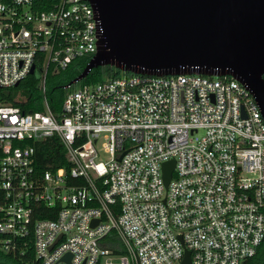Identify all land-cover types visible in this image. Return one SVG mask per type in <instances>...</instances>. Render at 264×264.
<instances>
[{"label": "built area", "instance_id": "1", "mask_svg": "<svg viewBox=\"0 0 264 264\" xmlns=\"http://www.w3.org/2000/svg\"><path fill=\"white\" fill-rule=\"evenodd\" d=\"M33 2L0 0V88L35 74L41 93L30 109L0 93V250L39 264H245L264 241L252 90L230 75H76L54 108L48 80L90 60L103 26L89 0ZM50 137L68 165L39 167Z\"/></svg>", "mask_w": 264, "mask_h": 264}, {"label": "water", "instance_id": "2", "mask_svg": "<svg viewBox=\"0 0 264 264\" xmlns=\"http://www.w3.org/2000/svg\"><path fill=\"white\" fill-rule=\"evenodd\" d=\"M89 1L103 33L72 81L108 64L134 73L230 75L252 90L264 115V0ZM174 167L175 159L164 163L167 184Z\"/></svg>", "mask_w": 264, "mask_h": 264}, {"label": "trees", "instance_id": "3", "mask_svg": "<svg viewBox=\"0 0 264 264\" xmlns=\"http://www.w3.org/2000/svg\"><path fill=\"white\" fill-rule=\"evenodd\" d=\"M59 1L60 0H34L33 8L36 10L51 9ZM88 60V56L81 57L75 60L67 69L63 70L62 74L48 80L50 99L54 108L59 107L64 95L62 85L78 75ZM128 72L130 73V71ZM123 73H125L123 70L113 65H99L92 68L83 81L97 82ZM0 93L2 95H11V97L17 94L24 95L27 101L17 102L25 109L41 106V93L37 87V77L35 74H29L18 85L9 88H0ZM1 97L3 98V96ZM37 151L38 165L41 168L51 165H68L65 157V148L57 137H50L38 142ZM0 264H39V260L35 257L31 249H26L25 252L16 254L0 250ZM245 264H264V241L258 252L253 257L249 258Z\"/></svg>", "mask_w": 264, "mask_h": 264}, {"label": "rangeland", "instance_id": "4", "mask_svg": "<svg viewBox=\"0 0 264 264\" xmlns=\"http://www.w3.org/2000/svg\"><path fill=\"white\" fill-rule=\"evenodd\" d=\"M52 78V77H51ZM81 83V81H78V82H76L75 84L76 85H79ZM108 156V154H103V158L105 159V157H107Z\"/></svg>", "mask_w": 264, "mask_h": 264}]
</instances>
